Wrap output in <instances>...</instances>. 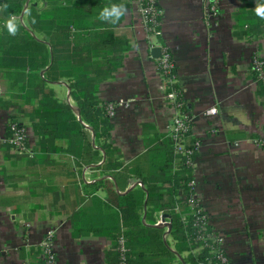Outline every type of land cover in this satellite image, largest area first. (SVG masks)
<instances>
[{
    "label": "crops",
    "instance_id": "1",
    "mask_svg": "<svg viewBox=\"0 0 264 264\" xmlns=\"http://www.w3.org/2000/svg\"><path fill=\"white\" fill-rule=\"evenodd\" d=\"M206 1L159 0L160 31L151 39L143 29L138 0H54L53 4L61 13L69 9L78 20L74 32L117 41L104 48L113 54L117 70L107 71L99 81V99L105 107L118 106L109 118L111 142L120 152L123 168L142 169L144 176L150 159H159L157 148L171 139L176 114L165 104L166 86L152 45L169 49L176 65V87L184 93L187 113L193 118L190 138L202 143L193 169V193L207 215L209 231L222 243L226 264H264V149L252 144L264 134V95L252 71L255 55L264 60V0H221L211 21L205 18ZM41 2L40 9L49 8L46 0ZM21 21H26L25 12ZM17 72L0 68V245L6 249L0 253V264L46 263L41 244L48 238L56 264H117L114 231L126 230L123 215L108 206L106 192L94 185L109 180L125 195L143 184L127 173L131 178L119 188L102 163L80 170L65 140L45 151L48 142L31 125L35 106L27 95L32 91L14 78ZM50 89L80 120L70 84L65 80ZM211 108L217 114L207 116ZM10 120L27 130L33 156L1 142ZM93 147L98 148L94 142ZM146 208L145 202L141 213L145 224ZM163 216L155 215L157 224L152 227L171 223ZM157 229L163 230L162 239L174 252L172 228ZM189 246L194 247L192 242ZM199 253L194 248L184 259ZM152 256L156 264L164 263L159 255ZM175 257L173 264H186L183 257Z\"/></svg>",
    "mask_w": 264,
    "mask_h": 264
},
{
    "label": "trees",
    "instance_id": "2",
    "mask_svg": "<svg viewBox=\"0 0 264 264\" xmlns=\"http://www.w3.org/2000/svg\"><path fill=\"white\" fill-rule=\"evenodd\" d=\"M46 1L48 9H40L33 0H0V23L5 24L0 31V68L20 70L13 73L14 78L23 83L24 89L32 91L27 95L35 106L31 125L38 137L48 142H45L44 150H50V145L57 140H65L67 152L77 158L80 170L102 163L104 172L113 176L119 188L122 181L131 178L127 173L133 174L132 178L143 184L140 190L125 195L119 194L109 180L94 185L95 190L106 192L108 206L111 204L123 215L126 230L119 233L117 227L114 231L117 233L114 236L115 250L123 235L128 264H156V256L152 254L162 257L163 264H173L178 255L186 264H208L209 250H203L197 257L190 254L184 259V255L195 248L189 246L194 238V229L191 227L192 210L187 204L194 194L190 186L194 170L185 165V157L174 167V141L167 139L157 148L161 153L157 155V161L152 162L149 154V170L145 176L142 169L123 168L120 152L111 142L113 127L105 104L99 99L98 84L107 71L113 73L117 70L111 60L114 59L113 54L104 49L117 41L107 40L101 34L74 32L78 29V20L71 17L69 9L61 13L55 9L54 0ZM24 12L25 23L18 20ZM254 77L264 95V82ZM65 80L70 84L80 120L76 111L70 105L60 103L50 89L52 84ZM12 123L18 124L10 120L6 136L11 134ZM93 142L98 148L93 147ZM192 142L194 140L189 141ZM145 202L147 224L142 218ZM177 207L188 216V225L183 224L176 212ZM160 214L169 216L171 220L174 252L170 250L171 245L162 239L163 230L152 227L157 224L154 216ZM115 253L118 262L119 253ZM38 264L47 263L40 261Z\"/></svg>",
    "mask_w": 264,
    "mask_h": 264
},
{
    "label": "built area",
    "instance_id": "3",
    "mask_svg": "<svg viewBox=\"0 0 264 264\" xmlns=\"http://www.w3.org/2000/svg\"><path fill=\"white\" fill-rule=\"evenodd\" d=\"M221 0H207L205 8V18L208 21L215 19L218 15ZM140 6V14L142 18L143 29L148 39L156 38L159 35L162 10L159 0H138ZM159 48L161 55L157 58L158 68L166 86L165 104L175 110L176 114L172 123L170 137L174 141V166L177 167L182 163V158L186 166L194 169L196 159L202 148V143L195 140L189 143L193 118L187 113V101L183 92L176 87V65L172 54L166 46L155 43L152 49ZM252 71L259 81L264 82V60L255 55L252 58ZM117 104H108L106 106L107 115L112 117L117 110ZM217 114L216 108L207 110V116ZM11 134L1 139V142L10 145L16 152L33 156V152L29 148L27 130L20 124L12 123L10 126ZM252 144L264 149V134L255 138ZM192 191L194 190V182L190 183ZM187 204L192 210L193 220L191 227L194 229V238L190 242L199 252L203 250L210 251L208 264H226L227 256L222 247V243L213 238L209 231L207 215L204 213L200 203L194 194L187 200ZM176 212L181 216L184 225H188V216L182 212L180 207L176 208ZM42 251L47 264H56L57 255L55 253L51 238L45 239L41 244ZM116 252L119 253V261L117 264H128L126 238L121 235L118 240Z\"/></svg>",
    "mask_w": 264,
    "mask_h": 264
},
{
    "label": "water",
    "instance_id": "4",
    "mask_svg": "<svg viewBox=\"0 0 264 264\" xmlns=\"http://www.w3.org/2000/svg\"><path fill=\"white\" fill-rule=\"evenodd\" d=\"M153 54H154L155 58H159L160 55H161V51H160V49H159V48L154 49V50H153ZM78 114H79V113H78ZM167 218H169V216L164 215V216H163V221H165V219H167ZM155 227H156V228H166V227H168V228L171 230L172 225H171V223H169V224L159 225V226H155Z\"/></svg>",
    "mask_w": 264,
    "mask_h": 264
},
{
    "label": "rangeland",
    "instance_id": "5",
    "mask_svg": "<svg viewBox=\"0 0 264 264\" xmlns=\"http://www.w3.org/2000/svg\"><path fill=\"white\" fill-rule=\"evenodd\" d=\"M33 2H35L37 4V6L42 4L41 0H33ZM18 20L21 21L22 20V16ZM4 25L5 24L0 23V31H2V29H4L3 28ZM16 228H17V231L21 232V227L20 226H16ZM2 252H6V249L4 247H2V245H0V253H2Z\"/></svg>",
    "mask_w": 264,
    "mask_h": 264
}]
</instances>
